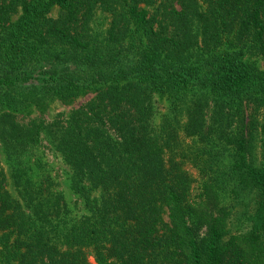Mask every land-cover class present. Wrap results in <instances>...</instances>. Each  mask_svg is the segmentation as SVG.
I'll return each instance as SVG.
<instances>
[{
	"label": "trees",
	"instance_id": "16d2710c",
	"mask_svg": "<svg viewBox=\"0 0 264 264\" xmlns=\"http://www.w3.org/2000/svg\"><path fill=\"white\" fill-rule=\"evenodd\" d=\"M0 144V264H264V0H0Z\"/></svg>",
	"mask_w": 264,
	"mask_h": 264
},
{
	"label": "rangeland",
	"instance_id": "374dc122",
	"mask_svg": "<svg viewBox=\"0 0 264 264\" xmlns=\"http://www.w3.org/2000/svg\"><path fill=\"white\" fill-rule=\"evenodd\" d=\"M86 99H87V97L81 98V99L77 100L72 105H65L60 101H56V102L52 103V105L47 109V111L45 112V116H46V118L50 119L56 113H58L60 111H68L72 106L80 104L81 102L85 101ZM37 113H39V112H37ZM41 150H42V159L46 163H48L50 168H53L55 173H58L60 175L58 177V188L65 193L66 198H67L68 202L70 203V205H73L75 203V201L77 200V196L73 191H71V189L69 188V185H68V181H67L66 173H65L67 171L68 166L63 162L60 154L55 152L53 149L42 146ZM6 153L7 152H5L3 145L0 144V163L4 167L8 168V166L11 165L12 161L7 156Z\"/></svg>",
	"mask_w": 264,
	"mask_h": 264
}]
</instances>
